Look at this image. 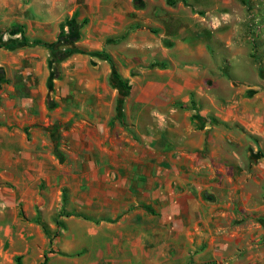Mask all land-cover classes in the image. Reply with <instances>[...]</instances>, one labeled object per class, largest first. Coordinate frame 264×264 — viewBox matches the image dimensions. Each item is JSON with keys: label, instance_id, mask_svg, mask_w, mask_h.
<instances>
[{"label": "rangeland", "instance_id": "1", "mask_svg": "<svg viewBox=\"0 0 264 264\" xmlns=\"http://www.w3.org/2000/svg\"><path fill=\"white\" fill-rule=\"evenodd\" d=\"M140 1L0 0V41L52 44L74 18L82 39L62 48L108 53L132 85L118 112L108 62L74 54L57 70L50 46L0 47V213L10 220L13 203L27 231L48 239L47 264H135L121 237L135 226L147 234L140 264H246L249 237L264 235V0ZM113 19L121 30L109 28ZM137 39L150 47L125 48ZM113 98V107L101 102ZM160 167L161 191L138 184V170L145 180ZM124 171L136 182L133 206L115 207L123 192L108 179ZM174 215L198 218L159 222Z\"/></svg>", "mask_w": 264, "mask_h": 264}, {"label": "crops", "instance_id": "2", "mask_svg": "<svg viewBox=\"0 0 264 264\" xmlns=\"http://www.w3.org/2000/svg\"><path fill=\"white\" fill-rule=\"evenodd\" d=\"M100 8V6H99ZM111 8L113 10L116 9V7L111 6ZM116 19H113V23H111L110 25V29L112 28V30L114 32L121 30V27L119 25H116ZM136 35V34H135ZM135 37V36H134ZM138 37V34L137 36ZM139 38V37H138ZM136 39V38H135ZM140 39V38H139ZM135 40L133 42H125V48H130V49H139L141 51H146L147 48L150 47L151 44H149L146 41L143 40ZM180 41V40H179ZM182 48L183 47L182 43L180 44ZM119 55L115 54V57L118 59ZM125 74V73H124ZM159 84V83H158ZM157 87L155 89L158 88V90L160 92L163 91L164 89V85L163 84H159L156 85ZM109 91H111L113 94H115V90H108L106 91L108 94H106L105 92L101 93V90H98L97 92L93 91L95 93V95H98L99 97H103L105 94L109 95ZM114 98L113 100H111V102H107L105 103L104 100L102 99L101 102L106 104L108 107H113L114 106ZM79 109L83 110L84 109V104H81L79 106ZM144 110V109H142ZM139 123V121H138ZM176 124V128L179 129V133L180 132V128H181V124L179 122H175ZM101 126H104L101 124ZM136 126H138V124L136 123ZM145 126L148 127H152L153 125L150 124H146ZM147 127V128H148ZM159 133V134H158ZM78 134V132H77ZM81 135H84V132L80 133ZM79 135V134H78ZM162 132L156 130L155 131V136H151L150 140L151 142H155L156 144V148L158 146V144H160V141L162 140ZM145 139L147 138V135H144ZM84 138V137H83ZM185 139H187V137L184 136ZM184 138L180 139V143L181 141H185ZM148 139V138H147ZM186 142V141H185ZM184 142V143H185ZM158 149V148H157ZM31 153H29L28 155H30ZM82 154V153H80ZM174 154V153H173ZM153 156V155H152ZM164 153L162 151L159 152H154V157H152V159L156 160L157 162H159L160 165H162V159L164 158ZM79 158V157H78ZM34 159V158H33ZM142 171L138 170L137 171V176L139 177V182L138 184L141 185L146 184V185H151L155 187H160L159 191L162 190V186L164 184V179H163V170L162 167H160L159 169H157L155 172H153L151 169H147L145 170V180H143V176H142ZM124 174H117L119 177L122 175V178L117 179L114 178L113 180H110V178L108 179L109 184L108 186H113V189L115 192H123L122 195H118L116 196V199H114V206L115 207H132L133 204L130 201L131 200V196H129L127 193H129L130 191V187L133 183L136 184V182L131 181L130 179V175L127 173V171L123 172ZM108 174V173H107ZM117 175L115 174L114 176L117 177ZM178 179H180L179 176H177ZM142 179V180H141ZM137 180V179H136ZM182 182L184 184H186L185 181L186 179L184 177L181 178ZM157 189V188H156ZM7 206V205H6ZM176 210H180L181 209V204H177L175 205ZM11 210H9V214H13L12 217L10 218V220H8V216H6L5 213L1 212L0 213V264H16V258L21 257V261L23 264H30L29 260L32 259V263L31 264H43L44 262V255L46 253V250H49V242L48 239H44V237H42V235L40 236V234L37 235V233H32V232H28V226L24 223H21V221L19 220L17 214V206L12 204H8V207ZM179 212V211H178ZM244 216V215H243ZM185 218H188L189 222L190 221H195L198 217H196L195 215H193L192 217L190 216H184V215H174V216H164L159 218V222L160 223H183V221L185 220ZM123 222L125 223H131L133 225H142L144 224L147 220H151L154 221L156 220V217H142V216H132V215H124L122 218ZM256 221H259L261 223H264V219L256 217ZM253 219H251L252 221ZM135 228V229H134ZM130 229H133L135 231L131 232V231H124V233L121 235V237L125 240L130 239V241L132 240V248L130 249L133 252V258H134V263L135 264H140L142 258H141V253H138L136 250V247L139 246L140 248H144V246L147 245L144 236H146L147 234H145V232L143 231L144 228L143 226L140 227H132ZM158 229H154L153 230V234L157 237H155V244H159L161 241V234L159 232H157ZM263 234L261 235L260 233H256V234H252L251 237H249L251 239V244L248 245V250H250V255L251 258L250 260L247 261L246 264H264V246H260L259 244L260 241H262L263 238ZM116 238V236H115ZM129 250V251H130ZM50 257V255H49ZM51 258V257H50ZM51 263V259L49 260V264ZM127 264V263H126ZM131 264H133V261H131ZM144 264V263H142Z\"/></svg>", "mask_w": 264, "mask_h": 264}, {"label": "trees", "instance_id": "3", "mask_svg": "<svg viewBox=\"0 0 264 264\" xmlns=\"http://www.w3.org/2000/svg\"><path fill=\"white\" fill-rule=\"evenodd\" d=\"M135 4L138 8H143L144 5L140 0H135ZM85 23H78L74 18L67 20L66 24L62 26L61 34L59 35L56 42L52 44L45 43L41 40H35L33 42H29L27 40H14L10 39L8 41H0V47H4L7 49H17L24 47H34V46H50V65L51 67L55 66L57 70H60V65L65 62L69 57L74 54H84L89 55L91 57L99 58L103 61H106L111 66V74L109 77L110 85L118 90V99H117V111L121 112L123 110V105L125 99L131 94L132 85L129 84V81L124 79L118 72L116 64L111 55L104 51H85L78 48H66L63 49L62 46L69 45L70 43H77L82 39V28ZM65 27H68V33H66ZM13 35L23 34L24 31L20 26L13 27ZM56 77L53 73L48 81V88L50 93H54V83L53 80ZM2 81H0V84ZM54 101H48V107L50 109L55 108ZM48 255L45 253L43 264H47ZM16 264H23L21 261V257L16 258Z\"/></svg>", "mask_w": 264, "mask_h": 264}]
</instances>
